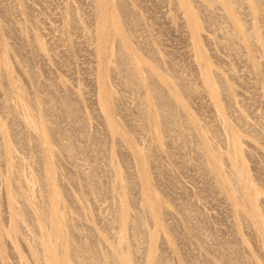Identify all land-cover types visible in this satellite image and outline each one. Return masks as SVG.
Instances as JSON below:
<instances>
[{"label": "rangeland", "instance_id": "obj_1", "mask_svg": "<svg viewBox=\"0 0 264 264\" xmlns=\"http://www.w3.org/2000/svg\"><path fill=\"white\" fill-rule=\"evenodd\" d=\"M114 1L117 6L113 0H108L110 3L106 8L112 24L125 20L122 23L123 31L132 32L136 29L134 41L124 44L126 58L130 63L143 61L139 69L143 83L148 79L145 66L156 68L154 59L157 58L168 72L171 83L168 82L169 87L165 85V88L173 92L172 85L182 83L190 91L187 96L190 104L184 112L190 115L198 128L197 135L190 134L188 142L182 140L179 130H174L169 142L162 136L163 153L153 160V164L158 166V172L151 169V162L148 161L146 165L139 154L157 145L147 136L138 115L145 106L151 107V103L146 104L138 93L123 85L121 79L113 78L109 79L107 87L118 96L119 102L106 106L103 101V87L98 85V69L103 63L97 57L99 45L95 37L98 35V23L93 15L92 0H0V89L7 91L5 93L10 92L6 87L7 80L10 79L24 90L20 99L29 118L36 124L34 132L39 135L33 141L39 144L40 149L33 152L43 160L47 174L51 176V187L62 190L58 198L64 202L65 207L71 208L69 215L77 217L78 210L87 214L78 228L81 233L79 237H82L80 240H93L98 243L97 249L102 253V258L112 259L110 253L119 246L116 236L121 230L117 226L115 214H112L118 201L112 199L109 191L115 177L120 176L121 182L117 183L121 186V192L126 195V205L131 213H141L142 217L144 215L149 233L157 236L159 241L155 254L165 257L167 264H192V261L198 264H225L227 260L234 262L235 259L237 262L240 260L238 264L245 261L250 262L247 264H264V203L258 207L261 222L254 221L250 216L239 222L238 207L230 196L228 187L218 188L213 182L203 163L196 137L199 136L211 148L222 177L232 172L226 156L234 149L230 144L231 140L229 141L230 135L237 137L241 152L236 156L238 166L245 172L243 181L256 188L260 197H264V85L257 82L243 58L233 50L235 43L224 47L227 26L222 14L217 12L218 8L213 13L208 9V0H195L194 4L196 11L202 13L204 29L209 26L206 33L210 36L213 32L210 37L202 38L201 41L204 42V51L213 67L222 75L225 86L232 88L228 94L219 97L218 106L203 84L202 70H199V61L194 55L192 29L181 25L186 14L179 11L181 0ZM120 3L128 4L129 7L126 8L129 11H121ZM247 18L250 19L249 15ZM15 44L22 47L25 63L21 61V54ZM259 44L264 47V28ZM103 45L108 46L106 39L103 40ZM260 56V60L264 62V53ZM108 61L113 60L106 58L104 63ZM113 65L121 67L116 61ZM20 66L24 71L37 72L42 83L53 86L59 94L67 91L73 102L82 105L81 113L88 118L89 123L86 126L87 134L104 141L108 145V151H96L98 144L95 145V142L93 146L91 142H87L86 134L83 135L82 130H79L80 126H74L67 117L59 115L55 119L61 122V127L73 132L71 140H64L71 142V154L70 157H63L59 145L54 144L56 155L52 156L49 139L44 132L45 126L32 104L30 85L20 71ZM5 69L10 71L9 79L5 76ZM3 96L0 94V103L10 95ZM171 96L176 99L174 94ZM4 103L14 106L16 99L9 97ZM4 111V106L0 104V177L4 179L0 184L1 225L2 216L8 214L5 209L9 202V187L18 186L12 170V159L15 156L18 159L21 157L20 161L25 162L21 175L25 176L30 188L34 190L31 192L32 200L34 198L35 202L45 192L44 189L40 190L39 185V176L44 174H38L34 166L27 164L31 151L27 146L14 142L10 133L12 124ZM203 127L208 131L207 134ZM8 147H11L12 155L8 154ZM92 149L94 150L91 151ZM110 156L114 159L111 167ZM93 165H96V179L104 188L106 186L105 194L98 192V189L82 191L73 183L80 176L89 178ZM144 168L147 178L142 174ZM52 183H56V186ZM62 183L76 202L70 200L71 195L63 192ZM133 185L135 190L131 192ZM145 185L151 193L163 199L165 208L171 214L162 215L153 207H150L148 213L141 211V191ZM20 188L24 190L21 186ZM194 225L201 226L200 240H190L188 237L185 227L193 228ZM26 227L23 230L19 226L15 227L16 236L9 237L10 244L4 243L5 240L0 235V264H35L24 241L33 247L36 238L40 239L41 236L32 229L31 223ZM60 229L62 241L69 235V230L66 225ZM7 230L8 228L6 232ZM132 233L127 231L121 240L123 257L131 264H150L152 246L149 248L145 239ZM99 239L102 240L100 244ZM63 250L64 253H69L66 245ZM71 263L78 264L79 260L73 258Z\"/></svg>", "mask_w": 264, "mask_h": 264}, {"label": "bare ground", "instance_id": "obj_2", "mask_svg": "<svg viewBox=\"0 0 264 264\" xmlns=\"http://www.w3.org/2000/svg\"><path fill=\"white\" fill-rule=\"evenodd\" d=\"M208 1H206L208 2V9H211L210 11L213 13V10L218 8L219 11L217 12H220V15L222 14L221 16L223 17L227 26V29L225 28V37L223 36L224 39H226V44L224 42V47L232 46L235 43L236 46H232L234 48L233 50H235L239 56L243 58V62L255 76L257 82L261 85H264V62L260 60L262 58L260 56L261 53H264V47L259 44V37L261 36V31L264 28V0ZM92 2L93 15L95 18H97L98 23V35L95 37V39H97V45H99L97 57L100 61L102 60L103 63V66H100L98 69V85L103 87V101L106 102V106H112V103L116 104L119 102L118 96L110 91L107 87L109 79L113 78L114 80L121 79L123 85L134 91V93H138L141 100H143L146 104L151 103V107L148 108L145 106V109H141L138 112V115L139 121L144 125V128L147 131V136L150 137L151 141L153 140L156 142L157 145L155 148L147 149L146 151L139 152V154L141 155L140 157H142V159L145 161L144 163L146 165L148 161L153 164V160L156 159L157 155L163 153L164 143L161 140L162 136H164L169 142L173 138L172 136L174 130H179L182 140L184 142H188L190 134L197 135L196 132L198 131V128L192 121L190 115L184 112V110L188 109V104H190V100L187 99L188 92L190 91L182 83L176 84L177 86L172 85L173 92H171V90H167L165 85L169 87L168 82L170 83L168 72L163 69L159 59L156 60L157 58L154 59L156 62V68L150 65L145 66L148 79L147 81L145 80V83H143L139 72L143 61L138 60L137 64L130 63L128 58H126V45L124 44L128 43L129 41H134L135 34L137 33L136 29L132 32L126 30L123 31L122 23L125 22V20L121 21L119 24H112L111 18L107 14L106 10L107 5L110 3L108 0H92ZM113 2L117 6V3L114 0ZM180 4L181 8L179 11H184L186 13L184 17V23L181 25L184 28L192 29L191 40L195 47L194 55L199 61V70H202L203 84H205L207 91L210 93L212 98H214L216 106H218L217 100H220L219 97L228 94L232 88L225 86L222 75L217 71V69L213 67L208 55H206L204 51V42L201 40L202 38L207 39L212 35L213 32L210 36L209 33H206L208 32L209 26H205L204 29L201 22L202 13L196 11V7L194 5L195 0H181ZM127 6L128 4H119L120 10L124 13L129 11V9L126 8ZM247 14L249 15L250 19L247 18ZM140 22L141 21L138 22L139 25ZM104 39H106L108 44L107 47L103 45ZM15 46L18 48V51L21 54L20 56L18 53L21 61L25 63L22 57V47H20L18 44H15ZM259 52L261 53L259 54ZM153 53L156 55L155 51H153ZM153 53L151 52L152 55H154ZM133 57L136 58L135 55H133ZM106 58L112 59L113 61L104 63ZM115 61L119 63L121 67L118 68L116 65H113ZM20 71L22 72L23 76H25L26 82H28L30 85L29 89H31L32 95L31 101L45 126L44 132L47 136V139H49V146L52 156L56 155L54 144L59 145L63 157H70L71 154L69 152L71 150L72 144H70L71 142H64V140H71L73 132L71 133V131L61 127L63 126L60 125L61 122L55 119V117L59 115H64L67 117L74 126H80L79 130H82L83 135L86 134L85 136L88 139L87 142H91L90 144H93V146L95 142V145L98 144V147L96 148L98 150L96 151H108V145L104 141H101V139L97 136L90 137V133L87 134L86 126L88 123V118L81 113V107L83 106L78 102H73L71 100L70 94L67 91H65L64 94H59V91L54 89L53 86H47L42 83L37 72H32L31 70L24 71L22 66H20ZM4 73L9 79V69H5ZM0 86L2 85L0 84ZM6 87L10 90V92L5 93L7 91L0 89V94H2V96L4 95L3 97L9 94V97L16 99L14 106L4 103L9 97L3 98L0 103L4 106V114L8 119H10L12 124L10 133H12L15 143H20L23 146H27L31 151V155L28 157L29 162H27V164L29 163L30 165L34 166L38 174H44L39 176V180L41 182L39 185L41 186L40 190L44 189L45 192L41 195L38 194L39 196L35 202L34 198L32 200L33 196L31 192L34 190L33 188H30V184L25 180V176L21 175V168L23 165L25 166V162L20 161L21 157L18 159L15 156L14 159H12L14 161L12 170L13 175H15L14 180L16 183H18V186L9 187V202L5 209V211L8 210V214H4L2 216V225L0 224V235L3 237L2 239L5 240L4 243L10 244L9 237L16 236V232H14L16 226H19V228L23 230L27 229L28 226L26 227V225L31 223L32 229H34L41 237L40 239L36 238L34 242L35 246L33 247L25 241L24 244L29 248L35 264H72L71 260L73 258L79 260L78 264H131L125 259V257H123L122 253L124 247L121 245V240H123L125 237L124 234L127 231H131L136 233L139 237L145 239V242H148L147 246L149 245V248L152 246L150 255L151 257L149 260L150 264H167V259L165 257H160L155 254L157 247L156 245L159 243V241L157 236L149 233L146 223L147 221L145 222L144 220L146 218L143 219L144 215L142 217L141 213H131L130 208H128L126 205V195L121 192V186L118 185V183L121 182L120 176L115 177L114 183L111 184L112 188L109 191L112 199H116L118 201V204L115 205L117 207L115 210L113 209L114 211L112 214H115V218L118 220L117 226L121 230V232L116 236L119 246L116 248V250H113L110 253V257H112V259L104 260L102 258V253H100L97 249L98 243L93 242V240H80L82 237H79L81 233L78 232V228L81 227L87 214H85V212L82 210H78L79 212L77 217L69 215L71 208L65 207L63 205L64 202H61L58 198L62 190L58 188L54 190V188L51 187V180L49 179L51 176H48V171L44 166L43 160L38 154L33 152V150L40 149L39 144L33 141L38 139L39 135L34 132L37 129L36 124L29 118L27 110L20 99L24 95V90H22L20 85L13 83V81L10 79L7 80ZM168 92L174 94L176 99L172 98L171 94ZM203 129L205 134H207L208 131L206 128L203 127ZM211 133L213 132L211 131ZM208 136H210V134ZM196 137H198L197 141L199 142V151L201 156H203V163L206 166V169L208 168L213 182L218 188L222 186L228 187L230 196H232V199L238 207L237 215L239 222H243L248 216L252 217V219L256 222H261V212L258 207L262 206V203H264V197H260L256 188L249 186L243 181L245 172L243 168L238 166V160L236 156L241 152L239 147L240 140L237 137L232 136V134L229 137L230 139L228 138L229 141L231 140L230 144L234 147L230 153H227L228 156H226L228 166L232 168V172L222 177L219 165L216 162V157L210 151L211 148H208L204 142L199 139V136ZM93 150L94 149L91 151ZM7 152L9 155H12L13 151L11 147L7 148ZM109 158L111 167V165L114 163V159L111 156ZM222 159L224 160L225 157L222 156ZM156 166L153 164L151 169L158 172L159 170H156L158 166ZM95 169L96 165L93 168L94 172L91 170L92 172L90 176H88L89 178L84 176L83 179L80 176L75 181L73 179V183H75L74 185H76V187L82 191L87 190L91 192V190L98 189V192L101 191L105 194L106 186L104 188L96 179L97 176L95 175ZM142 171L143 177L147 178L146 168H144ZM3 182L4 179L0 177V184ZM52 184L56 186V183ZM62 185V188L64 189L63 192L66 194L68 193L69 196L71 195L70 200L74 201L73 195L71 192L69 193L67 191L66 185L64 183H62ZM20 186L24 190H22ZM38 187L39 186H37V188ZM134 190L135 187L133 185L131 187V192ZM141 199V211L145 210L148 213L150 211V207H153L156 210H159L162 215L163 213L165 215L172 213L170 210L165 208V202L163 199H160L158 196L151 193L150 190L147 189L146 185L141 191ZM64 225L67 226L69 235H67L66 239L61 241L60 234L62 230L60 227ZM194 227L195 225L193 228L191 226L192 229L188 228L187 226L185 227L187 228L186 231H188V237L190 240L196 238L200 240L201 226ZM6 228H8L7 232ZM101 242L102 240H100L99 244ZM64 245L67 246L69 253L67 251L64 253ZM250 258L252 257L250 256ZM239 261L240 260H238V262ZM234 262L227 260L225 264H238L236 259ZM193 263L198 264L197 262L192 261V264ZM247 263L250 262L245 261L243 264ZM207 264L212 263L208 262ZM254 264L256 263L254 262Z\"/></svg>", "mask_w": 264, "mask_h": 264}]
</instances>
